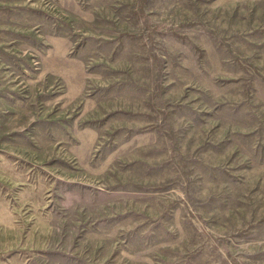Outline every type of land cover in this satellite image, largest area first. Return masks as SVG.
Segmentation results:
<instances>
[{
  "label": "rangeland",
  "instance_id": "rangeland-1",
  "mask_svg": "<svg viewBox=\"0 0 264 264\" xmlns=\"http://www.w3.org/2000/svg\"><path fill=\"white\" fill-rule=\"evenodd\" d=\"M0 264H264V0H0Z\"/></svg>",
  "mask_w": 264,
  "mask_h": 264
}]
</instances>
